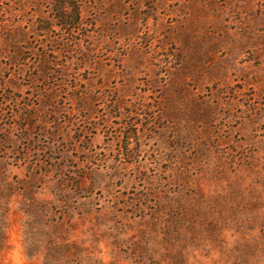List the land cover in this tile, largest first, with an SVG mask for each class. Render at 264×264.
<instances>
[{
	"label": "rangeland",
	"instance_id": "rangeland-1",
	"mask_svg": "<svg viewBox=\"0 0 264 264\" xmlns=\"http://www.w3.org/2000/svg\"><path fill=\"white\" fill-rule=\"evenodd\" d=\"M0 264H264V0H0Z\"/></svg>",
	"mask_w": 264,
	"mask_h": 264
}]
</instances>
